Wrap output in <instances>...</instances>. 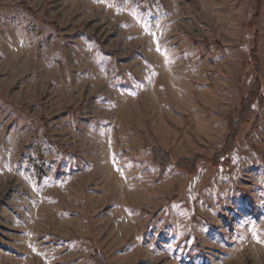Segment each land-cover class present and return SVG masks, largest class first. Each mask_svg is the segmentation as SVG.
Listing matches in <instances>:
<instances>
[{
    "label": "rangeland",
    "instance_id": "obj_1",
    "mask_svg": "<svg viewBox=\"0 0 264 264\" xmlns=\"http://www.w3.org/2000/svg\"><path fill=\"white\" fill-rule=\"evenodd\" d=\"M257 81L264 0H0V264H264Z\"/></svg>",
    "mask_w": 264,
    "mask_h": 264
},
{
    "label": "trees",
    "instance_id": "obj_2",
    "mask_svg": "<svg viewBox=\"0 0 264 264\" xmlns=\"http://www.w3.org/2000/svg\"><path fill=\"white\" fill-rule=\"evenodd\" d=\"M259 2L260 0H258V3ZM249 26L251 25L249 24ZM258 86L259 82L257 81L256 85L251 89L250 93L243 99L241 104V110L238 116L236 118H230L228 120L229 135L226 140L225 148L223 149L220 155L215 156L213 159L210 160V163L214 168L229 165V162L227 160H222V156H224L233 149L242 126L249 123L252 119L254 115L253 104L255 103V101L259 100L260 104H264V96L260 95ZM203 160V157L195 156L190 159H182L173 162L170 154L165 153L164 151L159 149L154 151V162L156 164H159L161 167L173 165L178 171L185 172L189 175L196 174L198 164ZM93 260L96 264H107L105 257L98 252L93 255Z\"/></svg>",
    "mask_w": 264,
    "mask_h": 264
}]
</instances>
